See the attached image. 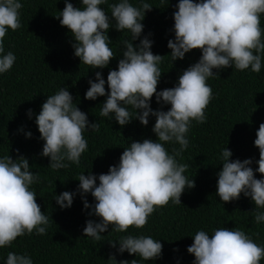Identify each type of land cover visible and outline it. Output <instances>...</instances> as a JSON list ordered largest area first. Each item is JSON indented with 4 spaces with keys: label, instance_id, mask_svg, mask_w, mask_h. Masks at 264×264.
Here are the masks:
<instances>
[{
    "label": "clouds",
    "instance_id": "9594fccd",
    "mask_svg": "<svg viewBox=\"0 0 264 264\" xmlns=\"http://www.w3.org/2000/svg\"><path fill=\"white\" fill-rule=\"evenodd\" d=\"M105 3L106 0H80L81 6L74 7L64 0V8L57 16L74 40L73 55L92 69H103L114 58L109 47V28L131 33V41H121L122 58L116 69L108 71L106 81L99 71L95 72L94 81H88L84 99L95 101L98 96H105L106 83L108 92L99 115L110 117L121 127L132 119L147 126L152 116L155 122L151 131L156 140L132 141L107 173H83L76 179L81 195L90 193L94 199L92 206L83 201L84 209L91 208L89 215L99 218L86 220L83 227V235L93 240H100L109 225L116 232H124L130 226L143 227L149 215L169 200L180 204L182 192L194 187V181L184 175L188 165L179 163L177 157L188 146L191 121H205L204 109L212 97L207 79L228 67L259 72L264 53V30L260 27L264 0H178L172 13L174 40L169 39L166 45L170 49L168 56L172 62L182 60L193 49H198L200 56L182 71L173 87L157 91L163 57L150 51L152 41L147 37L135 46L132 43L140 37L145 12L153 7L145 0H139V6L130 0H118L108 5V14L100 7ZM21 8L20 0H0V74L8 71L16 59L11 51L5 52L3 41L7 31L21 27ZM154 95L158 104L170 106L167 111L150 108ZM26 115L31 118L32 110L28 109ZM34 122L43 141L40 155L48 158V167L53 170L67 168L66 161L78 165L87 149L83 133L99 127L98 123L88 122L67 87L46 96ZM30 136V132L25 133L26 138ZM255 137L253 144L259 151L255 171L261 178H254L250 159L229 161L231 152L223 148L216 196L222 202L234 201L240 194L250 198L255 205L254 222L259 224L264 223V211L259 210L264 208V122L259 124ZM168 142L177 143L179 149L170 154L164 147ZM37 176L25 157L0 156V248L33 230L38 235L45 234L49 218L41 212L30 187ZM74 195L75 192L64 191L54 195V200L63 210L71 207ZM191 238L192 244L186 251L194 257L192 264H259L264 258V245L255 243L239 229L220 227L211 234L197 230ZM160 241L129 234L110 244L118 245V253L126 251L150 261L159 258ZM109 259L114 261L111 256ZM4 264H33V261L27 253L10 251ZM119 264L138 262L122 260Z\"/></svg>",
    "mask_w": 264,
    "mask_h": 264
},
{
    "label": "trees",
    "instance_id": "16d2710c",
    "mask_svg": "<svg viewBox=\"0 0 264 264\" xmlns=\"http://www.w3.org/2000/svg\"><path fill=\"white\" fill-rule=\"evenodd\" d=\"M20 2L21 27L7 31L3 41L5 52L11 51L16 59L8 71L0 74V156L8 154L12 159L23 156L28 160L30 170L38 173L37 181L30 187L41 212L49 219L45 234L38 235L33 230L31 234L17 237L8 247L0 248V264H4L6 253L10 251L27 253L33 264H119L122 260L134 259L138 264H192L194 257L186 251L192 244L191 237L197 230L211 234L220 227L239 229L255 243L264 245V223L254 222L255 205L251 199L240 194L234 201L222 202L216 196L223 148L231 152L229 161L250 159L254 178H261L255 171L259 151L253 141L259 124L264 122V53L259 72L228 67L218 73L214 69L218 76L207 79L212 97L204 109L205 121H191L188 146L177 157L179 163L188 165L184 175L194 181V187L182 192L180 204L169 200L149 215L143 227L130 226L124 232H116L109 225L100 240H93L83 235V227L86 220L99 218L89 215L91 208L84 209L83 201L92 206L94 199L90 193L81 195L76 179L83 173H107L109 166L119 162L123 148L132 141L156 140L151 131L155 122L152 116L147 126L132 119L121 127L110 117L99 115L108 92L106 83L105 96H98L95 101L84 99L88 81H94L95 72L99 71L106 81L108 71L116 69L122 58L121 41H131V33L109 28L107 35L114 58L103 69H92L73 55L74 40L69 30L59 23L57 16L64 8V0ZM116 2L118 0H106L100 7L110 14L108 5ZM145 2L153 8L145 12L140 37L132 43L135 46L141 38L147 37L152 41L150 51L163 57L159 64L162 73L156 86L160 91L173 87L182 71L199 59L200 51L193 49L182 60L172 62L166 45L169 39L174 40L172 13L178 0ZM69 3L81 6L80 0H69ZM130 3L139 6V0H130ZM260 27L264 30V14L260 16ZM60 87H67L88 122L98 123L99 127L83 133L87 149L81 154L78 165L66 161L67 168L53 170L48 167V158L40 155L43 141L34 121L46 96ZM169 107L162 102L158 104L155 95L150 98L152 110L167 111ZM28 109L32 110L31 118L26 115ZM129 111L133 110L129 107ZM26 132L31 133L30 138L25 137ZM164 147L170 154L173 149H179L174 142L165 143ZM64 191L75 192V195L71 207L61 210L54 195ZM259 210L264 211V208ZM129 234L161 240L159 258L144 261L126 251L118 253V245L114 247L110 243ZM259 264H264V258Z\"/></svg>",
    "mask_w": 264,
    "mask_h": 264
}]
</instances>
